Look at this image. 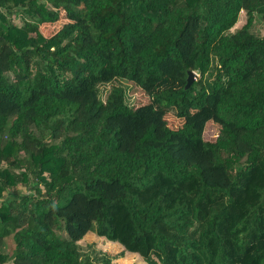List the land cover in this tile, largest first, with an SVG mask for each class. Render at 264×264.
I'll use <instances>...</instances> for the list:
<instances>
[{
	"label": "trees",
	"instance_id": "trees-1",
	"mask_svg": "<svg viewBox=\"0 0 264 264\" xmlns=\"http://www.w3.org/2000/svg\"><path fill=\"white\" fill-rule=\"evenodd\" d=\"M257 19L264 0H0V264H111L81 256L92 230L115 259L264 264Z\"/></svg>",
	"mask_w": 264,
	"mask_h": 264
},
{
	"label": "rangeland",
	"instance_id": "rangeland-1",
	"mask_svg": "<svg viewBox=\"0 0 264 264\" xmlns=\"http://www.w3.org/2000/svg\"><path fill=\"white\" fill-rule=\"evenodd\" d=\"M8 18L11 23H15L17 25L23 24L20 16L18 15L16 16L11 15L8 16ZM246 19H247L246 13L241 12L239 21L234 27V29H232V32L235 29L241 28L246 23ZM252 33H254L257 36H264V23H262L260 20L257 19L252 28ZM210 73L206 76L207 81L213 80V74L210 75ZM8 76L12 80V76L10 74H8ZM121 82L126 90V102L130 107L139 106L141 104H145L150 101L149 96L146 92L142 90H137L129 82L126 81H121ZM110 87H111L110 85L99 86L98 88L99 92L103 93L102 96L103 101L106 100V97L110 92ZM83 117L84 118L96 117V113L88 114V115L86 114ZM168 120L172 127L178 126L179 121L176 118V116H174L173 114L168 116ZM218 134H219V126L213 122H209L205 128L204 139L206 141H214L218 136ZM5 197H3V199ZM57 234L62 238H67L66 233H64L63 231H58ZM10 248L11 246H8L6 250ZM79 249L82 257L85 255H89L97 263H102L106 259H110L112 260L111 264H145L141 259V257H139L138 255L126 254L124 257L115 259L116 256H118L121 253L122 247L119 244L112 243L104 238L98 237L96 232H94V230L88 233V235H86L85 238L82 241H80ZM9 263L10 262H8L7 264Z\"/></svg>",
	"mask_w": 264,
	"mask_h": 264
},
{
	"label": "water",
	"instance_id": "water-1",
	"mask_svg": "<svg viewBox=\"0 0 264 264\" xmlns=\"http://www.w3.org/2000/svg\"><path fill=\"white\" fill-rule=\"evenodd\" d=\"M197 77L198 76L195 72H193V71L188 72L187 84H186L185 90H188L191 87V85L194 83V81Z\"/></svg>",
	"mask_w": 264,
	"mask_h": 264
},
{
	"label": "crops",
	"instance_id": "crops-1",
	"mask_svg": "<svg viewBox=\"0 0 264 264\" xmlns=\"http://www.w3.org/2000/svg\"><path fill=\"white\" fill-rule=\"evenodd\" d=\"M12 262H10L9 264H11Z\"/></svg>",
	"mask_w": 264,
	"mask_h": 264
}]
</instances>
